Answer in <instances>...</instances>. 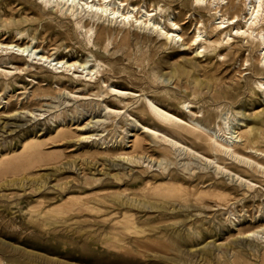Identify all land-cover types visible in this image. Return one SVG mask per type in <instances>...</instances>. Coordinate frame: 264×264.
Listing matches in <instances>:
<instances>
[{
  "label": "rangeland",
  "instance_id": "obj_1",
  "mask_svg": "<svg viewBox=\"0 0 264 264\" xmlns=\"http://www.w3.org/2000/svg\"><path fill=\"white\" fill-rule=\"evenodd\" d=\"M118 1L116 0L115 3ZM147 2V4L140 3L142 11L153 9L149 7L150 1ZM53 6L44 8L38 0H0V41L6 37H14L20 30H23L27 32L24 42L30 45L29 52L40 51L38 55H35L36 57L44 53L53 55V58H65L70 62L78 61L79 64L89 61L88 67L96 64L94 60L97 57L105 65L100 68L101 72L105 69L109 70L110 65L117 63V69L125 73H134L138 78L142 77V73L140 64L134 61L135 58L140 57L147 50L160 48L165 42L152 29L145 30L132 23L111 22L107 18L99 19L81 11L71 16L72 12L64 9L62 13H59ZM175 12L170 13L169 19L164 15L156 16L154 19L168 28L171 27V21L178 19V13ZM187 17L181 26L184 32L192 37L196 30L194 31L195 25L191 27L189 21L195 19V14L192 12ZM7 27L10 29L14 27L13 29L17 31L9 34ZM102 27L111 29L113 37L99 44L96 37ZM123 30L130 32L129 37L133 43L130 51L123 43L125 35L119 32ZM133 34H139V43L135 44L137 40ZM115 36H117L116 40ZM18 38L19 36L16 37ZM205 38L206 36L202 35V39ZM167 45L166 50L156 55L157 59L162 62L160 83L163 87H175L173 81L165 76L173 66L192 60L196 63L199 61L203 64L207 63L206 57L197 58L193 50L183 51L181 42L171 43V45L167 43ZM127 51H129L131 60L124 56ZM2 55L3 58L0 59L7 64H1V61L0 70L11 73L9 77L11 87L4 89L2 85L0 86V158L6 156L7 163H28V160L20 156L14 158L19 154L7 153L20 150L23 135L27 132L34 131L37 138L43 139L51 134L54 135L59 124H62L59 128L64 127L69 131H77V127L89 125L87 129L90 132L100 135L95 138L97 140L102 138L98 143L105 142V144L102 147L93 141L74 142L71 144L76 145L71 148L53 146L49 148L50 151L62 150L64 154H51L52 159L49 161H39L30 169L0 178V264H264V261L259 258L264 253V188H259L255 184H253V190H245L243 187H240L242 190H233L235 199L220 200L217 203L218 206L208 211L199 210L190 202L183 205L179 202L172 204L182 212L180 218L174 217L170 223H175L185 237L193 235L197 237L189 243L186 241L184 245L181 241L178 244L174 243L173 235H168L169 237L166 238L161 235L159 239L171 246L165 250H143L140 253H129L111 247V242L109 243L104 237L106 227L100 220V216L104 214L102 212L101 214L79 213L65 207L58 212L44 213L43 210L48 206L57 205L64 190L82 193L84 189L80 185L85 179L89 181L102 179L99 184H96L97 186L92 182L91 187L94 186V188L102 184L107 186L104 183L111 181L109 179L111 175L131 173V171L136 174L143 173L148 164L152 165L153 169L145 174L151 178L153 173L159 170V163L156 161L149 163L150 160L144 159L143 166H131L112 157L113 154H105L107 152V149H103L105 146L118 150L121 145H128L127 142L132 139L128 138V135L135 134L137 129L124 124L122 118L114 117L111 112L124 110L107 108L106 103L102 101L106 95L102 94L104 98L93 95L97 93V85L94 82L98 79L93 78L90 84L87 82L88 87L80 83L87 78L85 75L88 69L82 73V69H79L80 72L74 73L73 76L70 73L71 81L57 84L51 79L46 81L42 75L28 76L25 72L13 69L21 64L11 61L7 53H0V56ZM247 55L248 52L244 56ZM259 59L261 56L257 52L253 61ZM215 63L217 61L209 64V67H215ZM241 64L243 63L240 61L235 65L230 64L227 72L217 73L225 80L223 87L234 85L232 76H244L241 79V83L244 84L248 78H251L250 71L246 70L247 65L241 66ZM38 66L30 67L31 71L37 72ZM15 79L16 83L12 82ZM200 79L205 78L200 76ZM114 80L122 84V86H117L119 89L135 93L134 84L136 83L132 84L126 79L114 78ZM99 85L106 88L107 84L100 82ZM253 91L251 93L249 89H245L233 102L225 103L226 109L223 114L227 113L224 118H227L225 126L228 130L243 129L246 124L253 125L257 114L264 110L262 91L256 87ZM35 94L38 96L35 97ZM183 96V94L178 95L180 99ZM205 98L212 102L207 94ZM8 100H11L13 105L8 106ZM200 105L190 104L186 106L185 111L187 114L190 109L197 111ZM21 107L34 111V115L28 112L20 116L9 113ZM110 107L114 108V106ZM219 123L223 126L222 121ZM132 125L135 126V124ZM210 128L218 129L217 124ZM76 149L78 150L74 152ZM82 152L93 154H78ZM180 152L182 155L178 157L177 165L172 164L168 172L173 170L174 174L184 175L182 171L188 167L194 169L196 174H209L216 180L231 185L236 183V177L232 176L235 173L229 174L218 170V161H215V164L207 163L198 157L188 158L183 151ZM154 158H158V155L154 154ZM209 158L215 160L214 157ZM162 163L165 164V161ZM103 164V167L100 166ZM95 169L98 170L95 171ZM235 170L242 173L246 179L250 175L241 172L240 169ZM235 170L232 172H236ZM232 179H234L233 182ZM112 186L118 187L115 184ZM245 192H249V195L256 193L257 196L254 199L252 196L242 199V194ZM98 203L103 208H107L105 202ZM160 205L163 203L159 199L148 202L146 211L149 212L147 214L156 215L158 210L151 207ZM80 215L94 217L97 221L80 220L78 219ZM187 215L189 217L185 218ZM170 223L164 222L159 225ZM248 231H256V234L251 237L240 234V232ZM206 252H211L212 255H204Z\"/></svg>",
  "mask_w": 264,
  "mask_h": 264
},
{
  "label": "bare ground",
  "instance_id": "obj_2",
  "mask_svg": "<svg viewBox=\"0 0 264 264\" xmlns=\"http://www.w3.org/2000/svg\"><path fill=\"white\" fill-rule=\"evenodd\" d=\"M38 1L44 8L54 5L53 7L57 8L59 13L66 9L72 12L71 16L81 11L99 19L107 18L111 22L132 23L145 30L152 29L165 41L160 48L147 50L140 57L135 58V63L140 64L141 67L142 77L140 78L134 73L120 71L116 68L117 63L110 65L109 70L105 69L101 72L100 68L105 65L97 57L94 60L96 64L89 67V61L79 64L78 61L70 62L65 58H53V55L44 53L36 57L35 55H38L40 51L29 52L30 45L24 42L27 32L23 30H20L14 37H6L0 41V53L9 54L11 61L23 65L22 67L16 65L13 69L25 72L28 76L42 75L46 81L51 79L58 84L71 81L70 73L73 76L74 73L80 72L79 69H82L81 73L88 69L85 78L89 79L86 78L80 83L88 87L93 78L98 79L94 82L97 85V93L93 95L103 98L105 96L102 94L106 95L102 101L106 103L107 108L124 110L111 112L114 117L122 118L124 124L137 129L135 134L128 135V138H132L127 142L128 145H121L118 150L105 146L103 148L107 149L105 154H113L112 157L131 166H143L144 159L150 160L149 163L151 161L159 163V170H156L151 178L145 174L153 169V166L148 164L143 173L136 174L131 171V173L111 175L109 177L111 181H104L107 186L102 184L94 188V186L91 187L92 182L96 185L102 179L92 181L85 179L80 185L84 189L82 193L64 190L57 205L48 206L43 210L44 213L58 212L65 207L79 213L101 214L102 212L104 214L100 216V220L106 227L104 237L109 243L111 242L110 246L129 253H140L143 250L170 248V244L159 239L161 235L163 238L173 235L174 243L178 244L181 241L184 245L186 241L189 243L197 237L194 235L185 237L175 223H170L174 217L180 218L182 212L172 204L179 202L183 205L190 202L199 210L208 211L218 206L217 203L220 200L235 199L232 191L242 190L240 187L253 190V184H255L259 188H264V110L257 114L253 125L246 124L243 129L236 128L232 131L225 126L227 118L224 116L227 113L223 114L226 109L225 103L233 102L245 89L253 93L256 87L264 95V0H192L191 2L188 0H149V7L153 9L143 11L140 3L147 4L148 0H119L118 3H115L116 0ZM225 1L226 3H223ZM171 12L178 13V19L171 21V27L167 28L154 19L162 15L169 19ZM192 12L195 14V19H190L189 22L191 27L195 25L194 31H196L190 37L187 32H184L181 24H184L183 20L188 18V14ZM13 28L7 27L6 30L9 34H13L17 31ZM119 32L125 35L123 43L130 51L133 45L129 37L130 32L126 30ZM111 34H113L111 29L102 27L96 40L101 44L102 41L105 42L112 38ZM202 35L206 38L202 39ZM18 36L19 38L16 39ZM133 36L137 40L135 44L139 43V34H133ZM142 38L146 39L145 36ZM116 39L117 36H115ZM7 40L9 42H6ZM179 42H181L183 51L193 50L197 58L206 57L207 63L203 64L201 61L196 63L192 60L173 66L165 76L173 81L175 87H163L160 83L162 62L157 59L156 55L167 49V43L171 45V43L178 44ZM129 51L125 52L124 56L131 60ZM247 52L248 55L245 57ZM257 52L261 59L253 61ZM0 58H3V55ZM215 61H217L215 67H209V64ZM239 61L243 63L241 66L247 65L246 70L250 71L251 78H248L244 84L241 83L244 76H232L234 85L223 87L225 80L217 73L227 72L230 64L235 65ZM3 63L7 64L2 61L1 64ZM33 65H39L35 73L30 69ZM0 76H2L0 86L2 85L4 89L10 88L11 73L0 70ZM200 76L205 79L201 80ZM114 78L126 79L132 84L136 83L134 84L135 93L119 89L117 86H122V84ZM12 82L16 83V79ZM100 82L106 83V88L100 86ZM179 94L184 96L180 99ZM206 94L212 102L206 100ZM190 104L202 105L197 111L190 109L187 114L185 108ZM9 105H13L11 100H8ZM26 112L34 115V111L27 110L25 107L9 113L20 116ZM219 121L223 122V126ZM216 124L218 129L212 130L210 127ZM87 126L89 125L77 127V131L58 127L54 135L51 134L43 139L37 138L34 131L27 132L23 135L20 150L10 151L7 154H19L14 158L20 156L28 160V163H7L6 156L0 158V178L30 169L39 161H49L52 159L51 154H64L62 150L50 151L49 148L53 146L71 148L76 145L71 144L74 142L94 141L103 147L105 142L98 143L102 138L99 140L95 138L100 135L90 132ZM180 151H183L188 158L198 157L203 162L215 164V161H218V170L229 174L235 173L232 176L236 177V183L231 185L216 180L209 174L199 175L194 169L188 167L183 169L184 175L174 174L173 170L168 172L172 164L177 165V159L182 155ZM154 154H157L158 158H154ZM209 157H214L215 160ZM164 161L165 164L162 163ZM229 161L231 162L228 163ZM161 164H163L162 167H160ZM100 166L103 167L104 164ZM234 168L250 174L249 177L246 179ZM234 170L236 172H232ZM112 184L118 187L114 188ZM248 193H243L242 199L251 198V196L254 199L257 196L256 193L253 195ZM154 199H159L163 205L151 207L158 211L156 215L150 216L146 209H148V202L151 203ZM98 202H105L107 208H103ZM191 215L195 216V214ZM78 219L89 222L97 221L96 218L86 215H80ZM164 222L170 224L159 225ZM240 234L251 237L256 234V231L240 232ZM205 254L212 255L211 252ZM259 258L264 261V253Z\"/></svg>",
  "mask_w": 264,
  "mask_h": 264
}]
</instances>
